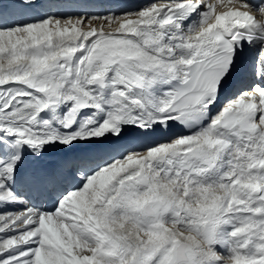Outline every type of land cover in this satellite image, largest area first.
<instances>
[{"label": "snow or ice", "instance_id": "snow-or-ice-1", "mask_svg": "<svg viewBox=\"0 0 264 264\" xmlns=\"http://www.w3.org/2000/svg\"><path fill=\"white\" fill-rule=\"evenodd\" d=\"M64 7L0 0V264H264V0Z\"/></svg>", "mask_w": 264, "mask_h": 264}]
</instances>
